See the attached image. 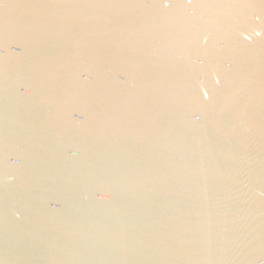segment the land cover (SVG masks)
<instances>
[{
    "label": "water",
    "instance_id": "obj_1",
    "mask_svg": "<svg viewBox=\"0 0 264 264\" xmlns=\"http://www.w3.org/2000/svg\"><path fill=\"white\" fill-rule=\"evenodd\" d=\"M0 264H264V0H0Z\"/></svg>",
    "mask_w": 264,
    "mask_h": 264
}]
</instances>
